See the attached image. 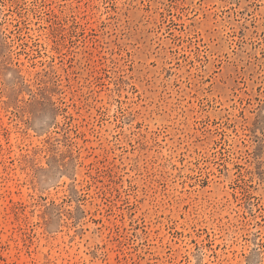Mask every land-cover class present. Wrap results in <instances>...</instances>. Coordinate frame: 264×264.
I'll return each mask as SVG.
<instances>
[{"label":"rangeland","instance_id":"rangeland-1","mask_svg":"<svg viewBox=\"0 0 264 264\" xmlns=\"http://www.w3.org/2000/svg\"><path fill=\"white\" fill-rule=\"evenodd\" d=\"M0 264H264V0H0Z\"/></svg>","mask_w":264,"mask_h":264}]
</instances>
